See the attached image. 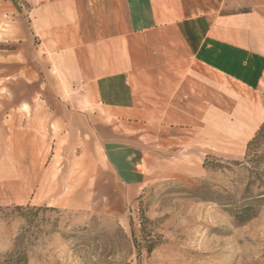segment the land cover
I'll use <instances>...</instances> for the list:
<instances>
[{
	"label": "crops",
	"instance_id": "crops-1",
	"mask_svg": "<svg viewBox=\"0 0 264 264\" xmlns=\"http://www.w3.org/2000/svg\"><path fill=\"white\" fill-rule=\"evenodd\" d=\"M0 6L3 42L31 54L13 62L20 78L35 81L38 100L0 105V206L87 207L107 165L117 175L108 162L149 163L170 146L195 152L216 143L218 114L245 111L244 97L264 77V0ZM11 62L3 57V81ZM75 193L82 199L72 204Z\"/></svg>",
	"mask_w": 264,
	"mask_h": 264
},
{
	"label": "rangeland",
	"instance_id": "rangeland-1",
	"mask_svg": "<svg viewBox=\"0 0 264 264\" xmlns=\"http://www.w3.org/2000/svg\"><path fill=\"white\" fill-rule=\"evenodd\" d=\"M5 25L0 16V105L36 104L35 81L20 78L13 62L31 54L16 40L3 42ZM4 56L12 61L6 81ZM244 98L245 111L218 114L214 144L195 152L190 146L161 148L164 159L149 163L108 162L117 175L107 165L101 187L92 184L87 207L0 206V264H264V131L261 145L247 151L264 127V77ZM77 182L70 177L73 188ZM71 196L72 204L82 199ZM244 205L254 217L236 224L234 213Z\"/></svg>",
	"mask_w": 264,
	"mask_h": 264
},
{
	"label": "trees",
	"instance_id": "trees-1",
	"mask_svg": "<svg viewBox=\"0 0 264 264\" xmlns=\"http://www.w3.org/2000/svg\"><path fill=\"white\" fill-rule=\"evenodd\" d=\"M264 131V127L262 126L258 132L256 133L255 137L250 141L248 142L247 144V151L249 152L252 148L256 149L258 148L259 145H261V141L259 140V136L261 135V133ZM248 157V155L246 154V158ZM237 164V163H235ZM205 165V163H204ZM15 210L16 211H19V212H22L24 210L26 211H33V212H38L40 210V208H36V207H25V208H22V207H15ZM23 217V216H22ZM254 217V214L250 213V209H249V206L247 205H244V206H241L239 207L235 213H234V221L236 224H242L244 222H247L248 220H250L251 218ZM24 220L27 221V218L24 216ZM150 248L147 249V252H150ZM11 256V255H10ZM23 261L26 260V257L23 256L21 258ZM20 261V260H19Z\"/></svg>",
	"mask_w": 264,
	"mask_h": 264
}]
</instances>
